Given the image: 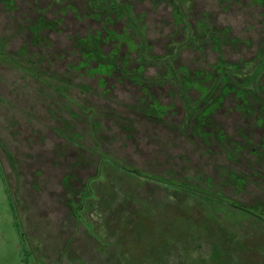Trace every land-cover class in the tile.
<instances>
[{
    "label": "rangeland",
    "instance_id": "374dc122",
    "mask_svg": "<svg viewBox=\"0 0 264 264\" xmlns=\"http://www.w3.org/2000/svg\"><path fill=\"white\" fill-rule=\"evenodd\" d=\"M65 1L79 3L83 10L90 6L89 0ZM169 1L135 0V15L144 13L141 9L149 2L151 8L162 7L170 14ZM60 2L16 0L13 7L18 10L10 11L3 5L9 0H0V264H264V109L255 116L226 111L238 100L230 93L223 102L225 110L217 112L226 139L246 147L243 157H229L225 142L185 136L183 127L192 134L190 125L204 110L202 105L188 118L184 102L169 85L158 96L165 108L157 115L154 101L134 81L140 61L129 60L125 49L105 61H116L105 78V88L97 76L90 78L83 69L73 72L76 56L55 60L54 20L63 7ZM241 3L247 22L255 27L250 30L256 36L251 50L255 53L243 69L252 72L260 63L259 51L264 54V0ZM114 9L111 29L133 37L135 28L126 13ZM166 29L169 33L173 28L168 23ZM102 45L104 55L114 47L110 42ZM192 51L179 58V64L194 75L192 101L199 99L197 85L208 91L214 88L213 95L218 96L223 84L214 75L210 79L201 74L211 60L204 62ZM97 63L93 60L91 66ZM154 70L144 72L151 75ZM58 88L63 91L57 92ZM106 88L111 92H105ZM260 96L264 101L262 88ZM99 99H110L117 106L112 120L97 118L108 127L105 133L110 139L104 150L151 177L133 174L105 157L100 176L91 181L92 196L79 221L68 204L72 195L60 183L55 147L71 151L70 137L92 144L81 108L96 105ZM53 100L68 105L69 110L61 114L66 122L55 118L63 107L55 106ZM134 107L142 112H132ZM116 115L123 118L117 120L122 126L131 125L127 116L135 117L131 126L141 140L132 144L125 136L114 137ZM203 128L212 131L206 125ZM160 147L173 158L160 155ZM16 166L23 177L15 172ZM225 171L240 172L246 184L229 181ZM158 178L183 180L195 189L165 184ZM234 202L247 209L235 207ZM259 205L263 209L257 210Z\"/></svg>",
    "mask_w": 264,
    "mask_h": 264
},
{
    "label": "trees",
    "instance_id": "16d2710c",
    "mask_svg": "<svg viewBox=\"0 0 264 264\" xmlns=\"http://www.w3.org/2000/svg\"><path fill=\"white\" fill-rule=\"evenodd\" d=\"M15 1L9 0V4H3L5 5L4 8L17 11L18 7H13ZM62 1L59 4L63 7L55 12L54 20L55 60L67 55L76 56V61L71 66L73 72L82 73L80 70L83 69L84 75L90 76V78L91 76H97L102 87L105 88L107 82L105 78L112 73L111 70L116 62L109 61L106 63L105 61L118 57L120 50L125 49L129 60L138 59L140 61V65L135 68L137 78L134 81L141 84L143 86L142 91L147 98L154 101L157 115L161 116L160 114L165 108L159 104L158 96H162V92L169 85H173V94H179V101L182 104L184 102L189 111L188 118L193 116L198 108L197 105H202L204 108L198 114V117L195 116L193 123L190 125L192 134L183 127L184 135L187 137L190 135L191 137L209 138L210 142L214 140L225 142L227 147H230V150L228 149L229 157L232 154L235 157L244 156L242 154L246 147H240L239 144L226 139L222 127L223 122L216 116L218 110L224 109L223 102L230 93H235L238 100L234 106L226 108V111L231 112L234 109L246 113L247 116H255L258 109H264V101L260 96L261 88L264 89L262 86L264 54L259 51L257 59L261 57V60L259 65L257 64L254 67L255 70L253 69L252 72L243 70L252 62L253 53L255 52L251 50L254 48L256 36L250 33V30L255 27L249 25L244 9H240L242 6L241 0H218V2L214 0H170L169 4L172 5L170 14H167L162 7L151 8L149 2L148 7L143 6L145 9H141L144 13H140L138 16L134 12L135 0H89L90 6L86 10H83L79 3L72 5L70 3L64 4L66 1ZM115 7H117V9H114L115 13L117 11L126 13L129 22L135 28L136 34L133 37L130 35L125 36V34L111 29L112 9ZM168 23L173 28L170 29L169 33L166 32ZM39 42L41 43V39H39ZM107 42L112 43L114 47L108 55H104L102 44ZM158 45H162L161 48ZM191 51L195 52L197 57L204 62L211 60L205 64V68L210 70L204 68L201 70V74L210 79L214 75V78H217L219 83L223 84V90L218 96L214 97V88L208 91L205 87L197 85L200 90L199 99L192 101V91L196 88L193 89L192 77L194 75H191L187 66L179 64L180 56ZM93 60H97L96 66H91ZM148 68L155 69L151 75L144 72ZM254 83H257V85L254 86ZM154 87H156L155 90ZM55 90L59 93L63 91L59 88ZM104 91L111 92L108 88ZM98 102V104L92 106L90 104L87 107L84 104V107L81 106V112L86 117L87 124H89V135L92 144L86 145L70 137L68 139L74 147L71 151L65 152L63 146L55 147V162L59 166L61 165L60 183L72 195L68 204L72 207L73 216L79 221H81L80 212L84 208L85 202L92 196L91 181L100 176V165L105 157L112 158L120 167L133 174L151 177V175L136 167L115 160L104 150L110 139L105 133L108 127L101 125V121L97 118L105 117L109 121L112 120L111 116L114 115L117 106H113L111 102L116 103L110 99H99ZM53 103H55V106L63 107L61 111L55 112V118L61 122H66L61 114L63 111L69 110L68 105L56 100H53ZM131 111L135 113L136 111L142 112L137 110L136 107L131 108ZM135 113H131L129 116H135ZM129 116H127V122L129 121V124L132 125V122H136V116L132 119ZM120 117L121 115H116L114 124L118 130L114 133V137L125 136L124 140L130 141L132 144L141 140L138 135L139 132L137 133L134 127L131 125L122 126L119 123L121 121L117 123ZM203 125L212 128V131L205 132ZM210 142H207V144ZM158 153L166 155L167 159L173 158L169 151L166 152L165 147H160ZM94 158H97L96 161H94ZM12 163L10 161V164ZM15 168V172L22 176L18 167ZM88 169L90 172H87ZM230 172L225 171L229 181L234 180L239 186L246 184L247 179H244L246 176L240 174V172ZM36 175L42 176L39 173H36ZM174 179L176 181L158 178L165 184L173 186L182 184V187L195 189L187 186V183L183 180ZM36 190L37 188H34V191ZM36 196L32 199H35ZM26 200L30 201V199ZM233 205L239 209H247L246 206L240 203L234 202ZM256 208H258L257 210L259 208L263 209L260 205ZM256 208L254 207V210ZM33 211H37V209L31 210L30 218L33 216ZM33 227L36 228L34 225Z\"/></svg>",
    "mask_w": 264,
    "mask_h": 264
}]
</instances>
